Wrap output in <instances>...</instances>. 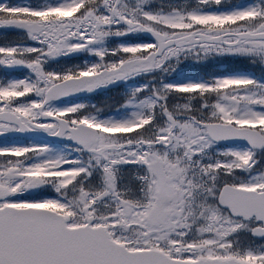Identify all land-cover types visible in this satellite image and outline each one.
<instances>
[{
	"label": "snow or ice",
	"instance_id": "obj_1",
	"mask_svg": "<svg viewBox=\"0 0 264 264\" xmlns=\"http://www.w3.org/2000/svg\"><path fill=\"white\" fill-rule=\"evenodd\" d=\"M0 264H264V0H0Z\"/></svg>",
	"mask_w": 264,
	"mask_h": 264
}]
</instances>
